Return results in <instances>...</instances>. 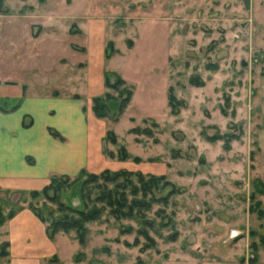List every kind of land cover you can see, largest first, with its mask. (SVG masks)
<instances>
[{
  "label": "rangeland",
  "instance_id": "rangeland-1",
  "mask_svg": "<svg viewBox=\"0 0 264 264\" xmlns=\"http://www.w3.org/2000/svg\"><path fill=\"white\" fill-rule=\"evenodd\" d=\"M87 61L117 85L92 126L105 135L100 156H82L53 99L89 102L73 76ZM263 78L264 0H0V111L32 117L21 133L35 120L27 167L6 158L0 168V227L15 215L23 254L0 229V264H264ZM47 133L69 135L64 157L49 158ZM32 209L47 228L63 216L82 223L85 243L27 230Z\"/></svg>",
  "mask_w": 264,
  "mask_h": 264
},
{
  "label": "crops",
  "instance_id": "crops-1",
  "mask_svg": "<svg viewBox=\"0 0 264 264\" xmlns=\"http://www.w3.org/2000/svg\"><path fill=\"white\" fill-rule=\"evenodd\" d=\"M86 49L88 51V48ZM77 50L80 51L81 49H77ZM101 52L103 53V55L101 53V57L105 58L106 57L105 46L102 48ZM85 63L87 65L86 69L73 73V76L75 74V76L78 77L79 82L84 81L87 85H89V88L91 90V95H89V102L86 103L85 96H82L78 93H71L68 95V97L64 98L61 95V92L56 91L53 93V95L55 93L56 94L54 95V97L53 96L52 97L54 100L60 99L61 101L60 104L58 105L59 107L58 110L60 112L59 114L60 116L58 118L64 120L65 123L68 126H70L69 127L70 133H72L75 138L81 139L82 144H80L79 148L81 149L82 156H84L91 149L94 150L97 156H100L102 154V142H103V137L105 135L102 133L101 129H99L100 126H94V128H92L93 124L98 125V123L101 122L99 119H97V117L93 112V99L96 97H101L107 92V89L105 87L106 71L103 70L102 72L99 69L97 70L89 67L88 61ZM78 73H80V75ZM260 93H261V99H259L260 100L259 103L261 106V114L264 118V78L261 82ZM61 98H64L66 100L62 101ZM36 105H41V104L37 103ZM20 107L21 106L19 105L15 108H11L8 111L7 110L4 112L0 111V159H3L2 161L0 160L1 169L5 168L6 158L17 159L19 166L24 169L27 166H24V164L21 161V158L23 157L25 158L27 156H33V154H30L25 151H28V149L31 148L30 146L33 145L34 142L33 135L30 134L35 132L34 129L35 120H33L32 128H29V130L27 129L25 133H21L20 131H21L22 122L24 118L29 115L26 114L23 115V113L20 112L21 111ZM51 107L49 108L47 114H49L50 116H56L58 112L53 110ZM6 131L10 136L8 134H5ZM16 132L20 133L19 135H17L18 137L12 135L13 133ZM61 135L67 140L66 143H61L54 140V138H52L50 134L47 133L45 142H46V147L50 146L51 151H48V155L52 161H54L53 159L55 158L64 157L61 153H59L60 151L59 145H64L66 148L71 145L72 141L68 138L69 135L65 133ZM71 147L74 149V146ZM257 163L259 166H261L264 169V129L258 134ZM37 166H38V162H36V165L34 167H30V168H36ZM32 215L28 216L29 220L31 221L29 224V228H27V230L31 229L30 227H34L40 233L42 238H45L46 236V239H48L49 235L47 232V226L44 223H42L34 214ZM10 222L12 224H10ZM19 226L20 224L17 222V220L14 217L8 220L5 224H3L2 227H0V229H2L1 231L6 233L5 240H7V238L10 236L9 240L10 239L11 240L8 243L10 244L9 250L11 251V254L13 252L11 248L14 249L15 252H21L19 248H16L17 247L16 232L17 233L20 232ZM61 235L62 234H58L55 237V239L50 241L55 243V241ZM20 258H23V254L20 255Z\"/></svg>",
  "mask_w": 264,
  "mask_h": 264
},
{
  "label": "trees",
  "instance_id": "trees-1",
  "mask_svg": "<svg viewBox=\"0 0 264 264\" xmlns=\"http://www.w3.org/2000/svg\"><path fill=\"white\" fill-rule=\"evenodd\" d=\"M24 1V0H23ZM112 46V44L110 45V47ZM108 48V46H107ZM106 59H109V55L106 54ZM108 73L105 74V87L107 90H112V89H116L117 85H114L111 81V79H109L108 77ZM119 84H123L125 85V81L120 79L118 80ZM118 84V83H117ZM118 84V85H119ZM173 91V90H172ZM171 91V92H172ZM125 97L122 98L118 111L119 113L122 114V112L125 111V109L127 108V106L129 105L130 101H131V97H132V92H127L125 91ZM174 95L171 94L170 95V101L171 99H174ZM107 100H113L112 96L110 95V92H106L103 96L101 97H96L93 99V112L95 114V116L98 119H105L108 118L109 116V109L108 106L106 104ZM133 133H138L140 134L142 131L139 130V128H135L132 131ZM143 132H145V130H143ZM108 136V135H107ZM108 137H113V134H110ZM112 140H114V137L112 138ZM122 158L121 161H126L129 158V154L127 153L126 149H122ZM116 175L118 176H134L132 172L130 171H122L120 173H117ZM139 178H141V176H139ZM144 182V181H142ZM145 188V185H144ZM48 189H53L55 191V189L52 187L48 188ZM108 198H110L109 202H111V197L110 195L107 196ZM260 205V204H259ZM59 208L61 210V213L64 212H71L70 210H73L72 208H67L65 205L61 204L59 205ZM32 211L35 213V215L37 216V218L42 222V223H47V220L44 219L43 215H41L40 213H37L34 209H32ZM251 211H254L253 208L251 209ZM255 213V212H254ZM261 216L264 215L263 212H260ZM14 216L11 217V219ZM91 221L89 219H85V221ZM47 232L49 235V238L51 240L55 239V237L59 234V233H63V234H68L71 232H76L77 234V238L79 240L80 243H85V229L83 228V224L76 221L73 218H69L67 216H63L59 219L56 220H52L47 228ZM263 243H264V239H263ZM5 247L10 248V244L8 242H6ZM1 254H3V252H1ZM55 259H58L57 257H53L50 261L53 262Z\"/></svg>",
  "mask_w": 264,
  "mask_h": 264
},
{
  "label": "water",
  "instance_id": "water-1",
  "mask_svg": "<svg viewBox=\"0 0 264 264\" xmlns=\"http://www.w3.org/2000/svg\"><path fill=\"white\" fill-rule=\"evenodd\" d=\"M246 7L249 8V0H245Z\"/></svg>",
  "mask_w": 264,
  "mask_h": 264
}]
</instances>
